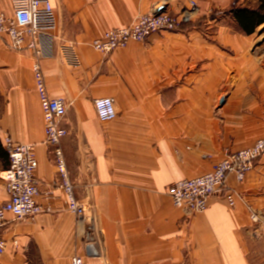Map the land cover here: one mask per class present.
<instances>
[{
    "label": "crops",
    "instance_id": "obj_1",
    "mask_svg": "<svg viewBox=\"0 0 264 264\" xmlns=\"http://www.w3.org/2000/svg\"><path fill=\"white\" fill-rule=\"evenodd\" d=\"M191 1L196 11L179 31L108 55L92 47L111 28L153 12L181 15ZM262 1L51 0L56 40L40 65L49 94L67 104L60 148L84 217L69 210L45 143L36 56L0 42V203L8 199V137L33 145L41 192L52 193L38 199L51 211L7 216L0 264H71L75 255L85 264H264V154L244 181L228 175L224 192H233L234 207L219 193L189 215L168 194L174 182L264 138V43L255 45L264 22L249 33L234 12ZM3 11H11L9 0H0ZM63 42L75 45L79 67L60 56ZM104 96L115 100L114 120L97 116L94 99ZM90 239L98 256L87 250Z\"/></svg>",
    "mask_w": 264,
    "mask_h": 264
},
{
    "label": "built area",
    "instance_id": "obj_2",
    "mask_svg": "<svg viewBox=\"0 0 264 264\" xmlns=\"http://www.w3.org/2000/svg\"><path fill=\"white\" fill-rule=\"evenodd\" d=\"M11 11L0 12V42L15 52L31 50L36 56L33 65L36 90L43 111L45 124V143L54 148L56 167L61 178L63 189L69 204V210L79 217L86 215V208L75 197L74 185L69 177L65 158L60 148L61 140L68 131L61 122L67 114V104L62 97H52L49 94L45 76L40 61L51 54L54 41L52 32L57 26L56 16L51 0H9ZM196 11V3L191 1V8L181 15L167 12H153L139 15L129 26L114 27L107 30L103 36L95 39L92 47L108 55L118 48L126 47L133 41H145L150 36L160 32H176L184 23L189 22ZM59 54L65 63L79 67L81 60L73 43L63 42L59 45ZM94 107L101 121L114 120L117 116L115 100L104 96L94 99ZM5 148L9 156V167L5 170L3 180L8 199L0 203V230L8 224L7 216L13 220L32 219L44 212L38 201L42 194L39 180L36 177V156L31 144L17 143L12 138L5 139ZM264 154V138L258 139L250 147L227 154L214 164L212 169L201 176L179 180L171 184L168 194L173 204L187 214L204 212L211 198L223 193L231 207L235 206L233 192L225 190L228 175L233 174L238 182L244 181L252 170L254 163ZM253 221L258 222L257 214L252 213ZM5 242L0 238V256L5 252ZM87 250L93 256L99 251L94 247L93 240L87 243ZM71 264H85L83 257L75 255Z\"/></svg>",
    "mask_w": 264,
    "mask_h": 264
},
{
    "label": "trees",
    "instance_id": "obj_3",
    "mask_svg": "<svg viewBox=\"0 0 264 264\" xmlns=\"http://www.w3.org/2000/svg\"><path fill=\"white\" fill-rule=\"evenodd\" d=\"M235 14L239 18L243 29L251 33L256 25L264 22V0L262 1L259 9L248 10L246 8H240L234 10Z\"/></svg>",
    "mask_w": 264,
    "mask_h": 264
},
{
    "label": "rangeland",
    "instance_id": "obj_4",
    "mask_svg": "<svg viewBox=\"0 0 264 264\" xmlns=\"http://www.w3.org/2000/svg\"><path fill=\"white\" fill-rule=\"evenodd\" d=\"M222 12V11H221ZM224 13V12H222ZM190 22V21H189ZM257 38H258V41L256 42V46H259L261 44L264 43V27L261 28L258 32H257Z\"/></svg>",
    "mask_w": 264,
    "mask_h": 264
}]
</instances>
